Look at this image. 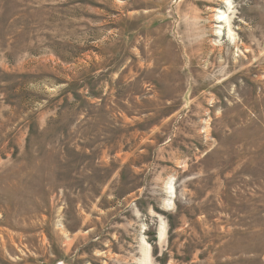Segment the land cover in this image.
Wrapping results in <instances>:
<instances>
[{
	"label": "rangeland",
	"instance_id": "1",
	"mask_svg": "<svg viewBox=\"0 0 264 264\" xmlns=\"http://www.w3.org/2000/svg\"><path fill=\"white\" fill-rule=\"evenodd\" d=\"M0 264H264V0H0Z\"/></svg>",
	"mask_w": 264,
	"mask_h": 264
},
{
	"label": "bare ground",
	"instance_id": "2",
	"mask_svg": "<svg viewBox=\"0 0 264 264\" xmlns=\"http://www.w3.org/2000/svg\"><path fill=\"white\" fill-rule=\"evenodd\" d=\"M219 18H220L221 20H222V19H224L225 21L227 20V19H226V15H225L224 13L221 14ZM218 23H219V24H222L223 22L220 21V22H218ZM217 33L220 34V35L222 34V27H220V29L218 30ZM228 33H229V35L232 37L231 29H229V32H228ZM233 40H234V39H233Z\"/></svg>",
	"mask_w": 264,
	"mask_h": 264
}]
</instances>
